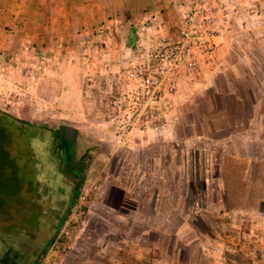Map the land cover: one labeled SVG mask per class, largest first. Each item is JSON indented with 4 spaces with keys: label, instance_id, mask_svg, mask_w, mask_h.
<instances>
[{
    "label": "rangeland",
    "instance_id": "rangeland-1",
    "mask_svg": "<svg viewBox=\"0 0 264 264\" xmlns=\"http://www.w3.org/2000/svg\"><path fill=\"white\" fill-rule=\"evenodd\" d=\"M210 4L217 24L226 10L235 15L223 50L216 41L213 54H196L199 76L185 74L173 107L147 128L115 106L111 60L86 53L82 70L40 76L28 66L12 73L0 52V128L21 167L9 179L24 175L0 212V264L6 256L17 264H264V0ZM64 152L75 163L86 154L89 166L57 232L74 191L55 170ZM242 155L251 160L241 169Z\"/></svg>",
    "mask_w": 264,
    "mask_h": 264
},
{
    "label": "crops",
    "instance_id": "crops-1",
    "mask_svg": "<svg viewBox=\"0 0 264 264\" xmlns=\"http://www.w3.org/2000/svg\"><path fill=\"white\" fill-rule=\"evenodd\" d=\"M188 1L0 0V52L6 51L4 57L9 62L3 65L15 74L16 68L19 70L28 66V72L33 68L34 73L41 76L53 73L58 70L56 68L63 70L65 66L82 70L90 59L85 56L86 53L96 59L95 63L111 60L110 67L123 65L132 57L136 43L147 41L158 26L163 25L165 30L173 33L174 27L185 15ZM231 4V1L225 3L224 9L229 10ZM228 10L218 21L221 25L215 41L220 44L226 38L228 19L233 21L235 18ZM19 32L22 34L18 38L16 34ZM223 44L219 51L223 50ZM23 47L28 49L29 60L27 52L21 50ZM201 66L192 74L199 76ZM52 81L48 80V85L51 86ZM204 83L198 86L203 87ZM158 135L165 137V132L160 131ZM191 146L188 145L189 151L193 150ZM237 158L238 167L251 160L243 155ZM244 172L243 168L241 176Z\"/></svg>",
    "mask_w": 264,
    "mask_h": 264
},
{
    "label": "built area",
    "instance_id": "built-area-1",
    "mask_svg": "<svg viewBox=\"0 0 264 264\" xmlns=\"http://www.w3.org/2000/svg\"><path fill=\"white\" fill-rule=\"evenodd\" d=\"M211 2L189 0L185 15L173 33L158 26L146 44L137 43L131 60L118 66L114 77L117 90L114 104L135 124L144 122L140 127L147 128L145 125L157 118L161 109L173 107L181 76L192 75L197 70L195 54H213L218 5Z\"/></svg>",
    "mask_w": 264,
    "mask_h": 264
},
{
    "label": "trees",
    "instance_id": "trees-1",
    "mask_svg": "<svg viewBox=\"0 0 264 264\" xmlns=\"http://www.w3.org/2000/svg\"><path fill=\"white\" fill-rule=\"evenodd\" d=\"M12 120L16 121V123H18L19 125H28L24 120H20L16 118H13ZM0 132H1V136H3L2 138H0V212H2L3 210H5V208L9 204L10 200L16 197L18 188L21 185V181L24 180V175H22L21 179H18L16 175V181H12L11 178L9 179L10 176L14 175L15 171L16 173H18L17 172L18 167L16 166V169H15V167L12 166V161L9 159L4 149L5 137H4V134L1 128H0ZM51 138L56 139L57 138L56 133H52ZM95 147H98V146L94 144L90 145L91 149H94ZM85 155L86 154H83L75 163V162H72V155H70L68 152H64L61 162H59L58 166L55 167V170L57 168H58L57 170L58 172L61 170V173L67 175V178H70L74 183L73 196L69 199L68 208L61 217H57V221H56L57 222V226H56L57 232L64 225L65 221L67 220L69 216V213L71 212V209H73V207L75 206V203L80 197L83 184L85 183V180H86L87 169H88L87 167L88 156H85ZM19 171L21 173V167ZM8 235H10V233H7L5 236L7 237ZM0 244L2 245V240H0ZM8 244H9L8 240L5 239L3 242V246H7ZM47 249H48V245L43 249V253ZM7 250H10V249H7Z\"/></svg>",
    "mask_w": 264,
    "mask_h": 264
},
{
    "label": "flooded vegetation",
    "instance_id": "flooded-vegetation-1",
    "mask_svg": "<svg viewBox=\"0 0 264 264\" xmlns=\"http://www.w3.org/2000/svg\"><path fill=\"white\" fill-rule=\"evenodd\" d=\"M69 133H66L65 134V137H64V140H66V147H65V150L68 151V149L70 148V142H71V139H72V135H71V130H68ZM1 264H17L12 258L6 256L3 261L1 262Z\"/></svg>",
    "mask_w": 264,
    "mask_h": 264
}]
</instances>
